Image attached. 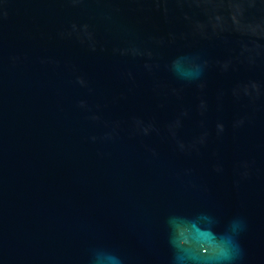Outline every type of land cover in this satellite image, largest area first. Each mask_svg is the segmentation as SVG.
Here are the masks:
<instances>
[{
    "label": "water",
    "instance_id": "95a60500",
    "mask_svg": "<svg viewBox=\"0 0 264 264\" xmlns=\"http://www.w3.org/2000/svg\"><path fill=\"white\" fill-rule=\"evenodd\" d=\"M0 264H264V0H0Z\"/></svg>",
    "mask_w": 264,
    "mask_h": 264
}]
</instances>
